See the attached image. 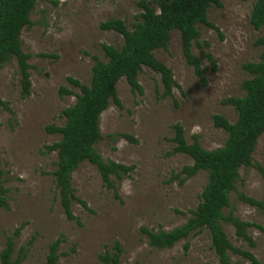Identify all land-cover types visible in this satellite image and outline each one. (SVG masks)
<instances>
[{
  "label": "rangeland",
  "instance_id": "1",
  "mask_svg": "<svg viewBox=\"0 0 264 264\" xmlns=\"http://www.w3.org/2000/svg\"><path fill=\"white\" fill-rule=\"evenodd\" d=\"M57 2L55 4L54 2ZM141 0H39L32 13V24L22 31L23 49L31 55L29 63L32 87L30 95L21 96L16 59L0 70V98L7 101L15 115L0 107V167L5 171L9 209L0 208V253L7 238L24 224L14 239L16 252L29 242V253L22 264H45L52 242L61 239L59 264H102L99 255L117 241L123 248L122 264H220L212 248L208 230L191 235L172 248L151 247L142 228L171 231L187 222L201 202L207 184V172L186 179L179 175L193 164L184 153H172L175 144L173 125L180 123L186 140L195 135L203 148L222 147L227 133L214 126L213 117L223 115L235 122L237 112L222 101L245 94L242 83L250 78L243 65L260 60L261 48L255 42L264 29H255L251 14L256 0H219L213 5L209 21L219 31L199 24L200 37L193 44V54L207 67V84L203 85L183 53L181 33L171 34L167 49L155 52L167 65L181 88L162 97L159 74L145 67L139 75L143 94L133 92L125 79L118 85L122 107L111 103L100 119L102 139L96 149L105 161L134 165L135 169L120 181L115 176L119 197L105 186L96 165L86 161L73 173L76 196L72 210L79 218L69 221L61 206L54 172L57 153L45 147L59 141L46 127L63 126L62 111L75 104L79 88L69 84L68 77L89 84L94 61H106L103 44L121 46L122 35L101 29L109 19H121L132 29L136 16L143 10ZM157 1V0H147ZM158 11V6H156ZM212 54L216 69L205 54ZM48 54L55 57H43ZM66 88L73 94H65ZM122 134L131 135L132 142ZM112 135H116L112 138ZM254 161L264 166V134L259 138ZM237 190L264 201V180L255 168H241ZM239 217L264 228V213L238 199L233 192L225 215ZM223 228L234 246L252 251L264 264V229L251 227L248 233L256 246L238 239L232 224ZM189 243L185 251L184 245ZM233 262L251 264L231 254Z\"/></svg>",
  "mask_w": 264,
  "mask_h": 264
},
{
  "label": "trees",
  "instance_id": "2",
  "mask_svg": "<svg viewBox=\"0 0 264 264\" xmlns=\"http://www.w3.org/2000/svg\"><path fill=\"white\" fill-rule=\"evenodd\" d=\"M39 0H0V70L12 59L17 60L18 74L21 84V96L30 95L32 83L30 81L32 69L29 60L31 55L23 49L22 31L32 24L31 16ZM57 4V2H54ZM213 5L221 6L219 0H141L138 6L143 11L136 16V22L130 29L121 19H109L101 23L103 30L114 31L123 37L121 46L103 44L102 49L106 61L98 56H92L94 61L92 76L89 84H83L78 79L68 77L69 84L79 88L74 105L64 109L63 126L50 125L46 131L50 134H59L60 140L45 147L47 153L56 152L58 161L54 172L55 182L59 191L61 206L69 221L81 222L72 210L73 201H79L85 208V201L79 199L72 185L73 173L86 161L96 165L105 186L112 189L119 197L118 181L130 175L134 165L120 164L115 161H105L96 149L102 139L100 119L102 113L113 102L118 107L122 103L118 97L117 85L125 79L133 92L143 94L144 88L139 82V75L145 67L151 69L161 77L163 85L162 97L171 96L173 89L181 88L175 81L173 71L157 59L155 52L167 49L171 41L172 32L181 33L183 53L187 63L203 85L207 84L206 71L203 60L193 54L194 42L200 37L198 25L203 24L217 31L219 28L209 21V10ZM158 6V11L156 10ZM251 24L255 29H264V0H256ZM261 48L260 60L243 65L250 78L242 83L245 94L240 97H229L222 101L224 105H231L237 112L235 122L229 121L223 115L213 117L214 126L227 133V140L222 147L207 150L202 147L199 136L193 137V142L186 140L184 128L180 123L173 125L175 144L172 153L188 155L193 164L183 168L179 175L184 183L202 171L207 172L208 180L202 193V200L192 216L183 225L171 231H155L143 227L141 230L148 238L149 245L158 249L172 248L176 243L191 235L200 234L208 230L211 235L212 248L220 264H240L233 262L231 254L238 255L251 264H261L255 254L247 249L234 246L225 232L222 222H228L235 228L238 239L248 243L251 248L256 246L253 237L248 233L251 227L264 229L256 223L243 221L224 210L230 206V197L237 193L238 199L264 213V201L257 200L237 190L241 168H255L264 180V166L254 161V152L259 138L264 134V34L255 42ZM43 57H55L43 54ZM211 68L216 69V61L212 54H205ZM65 94L72 91L62 88ZM0 107L15 115L7 101L0 98ZM116 135H112L115 138ZM122 137L136 142L129 134ZM0 208L9 209V194L5 187V171L0 167ZM24 224L16 228L13 236L8 237L4 249L0 253V264H22L28 256L29 242L17 252L14 239L19 237ZM62 240L58 239L49 246V253L45 264H59V246ZM189 243L184 245L185 251ZM123 248L115 242L111 249H106L99 255L102 264H122Z\"/></svg>",
  "mask_w": 264,
  "mask_h": 264
}]
</instances>
